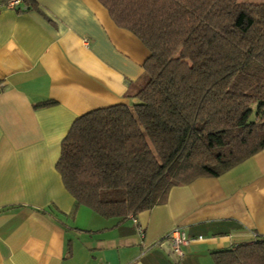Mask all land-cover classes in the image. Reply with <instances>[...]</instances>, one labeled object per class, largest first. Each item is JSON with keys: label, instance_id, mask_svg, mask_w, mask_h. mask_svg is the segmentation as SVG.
<instances>
[{"label": "crops", "instance_id": "crops-1", "mask_svg": "<svg viewBox=\"0 0 264 264\" xmlns=\"http://www.w3.org/2000/svg\"><path fill=\"white\" fill-rule=\"evenodd\" d=\"M34 2L0 5V264H175L161 248L174 227L196 238L179 264H214L212 250L264 236V150L174 185L136 222L76 207L56 169L62 140L78 116L132 103L150 52L99 0Z\"/></svg>", "mask_w": 264, "mask_h": 264}, {"label": "trees", "instance_id": "trees-1", "mask_svg": "<svg viewBox=\"0 0 264 264\" xmlns=\"http://www.w3.org/2000/svg\"><path fill=\"white\" fill-rule=\"evenodd\" d=\"M99 1L148 48L147 82L130 104L78 116L62 140L56 169L76 207L136 216L174 185L264 150V0ZM210 254L214 264H264V236Z\"/></svg>", "mask_w": 264, "mask_h": 264}, {"label": "built area", "instance_id": "built-area-1", "mask_svg": "<svg viewBox=\"0 0 264 264\" xmlns=\"http://www.w3.org/2000/svg\"><path fill=\"white\" fill-rule=\"evenodd\" d=\"M20 0H11L7 7L13 8ZM134 221L137 219L135 216H132ZM139 232L141 233V227H138ZM200 238V236H199ZM196 238L188 236L182 229L179 227H174L166 236V240H169L173 246L174 251L178 254L179 257L183 256L182 246L188 244L190 241L195 240Z\"/></svg>", "mask_w": 264, "mask_h": 264}, {"label": "water", "instance_id": "water-1", "mask_svg": "<svg viewBox=\"0 0 264 264\" xmlns=\"http://www.w3.org/2000/svg\"><path fill=\"white\" fill-rule=\"evenodd\" d=\"M161 248L165 251V253L171 258V260L175 264L180 263V258L178 254L174 251L173 246L169 240H165L161 243Z\"/></svg>", "mask_w": 264, "mask_h": 264}, {"label": "rangeland", "instance_id": "rangeland-1", "mask_svg": "<svg viewBox=\"0 0 264 264\" xmlns=\"http://www.w3.org/2000/svg\"><path fill=\"white\" fill-rule=\"evenodd\" d=\"M240 1H248V2L258 3V2H261L262 0H240Z\"/></svg>", "mask_w": 264, "mask_h": 264}]
</instances>
